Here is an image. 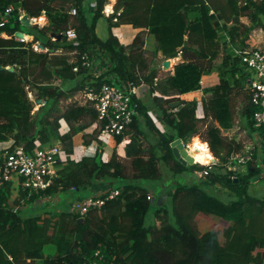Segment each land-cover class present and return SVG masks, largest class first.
<instances>
[{
	"label": "trees",
	"instance_id": "trees-1",
	"mask_svg": "<svg viewBox=\"0 0 264 264\" xmlns=\"http://www.w3.org/2000/svg\"><path fill=\"white\" fill-rule=\"evenodd\" d=\"M92 2L90 11L87 0H0V150L4 154L22 147L32 155L53 147L55 141L63 147L57 173L46 191L29 197L16 174L0 190V264L263 263L258 250L264 249V203L247 192L248 183L259 170H249L241 177L227 168L231 155L245 150L225 134L234 128L233 95L237 90L246 91L247 77L240 59L230 53L229 44L220 35L227 32L232 46L243 49L253 28L264 18V0H117L110 18L105 16L109 0ZM10 6L13 11L7 15ZM73 8L77 10L75 16L69 14ZM20 10L31 18L45 13L48 26H24ZM5 16L7 23L2 22ZM243 16L250 17V27L241 23ZM101 19L109 22L106 40L97 34ZM120 25L141 31L130 46L123 45L113 33V28ZM70 28L77 33L75 41L67 39ZM19 33L33 40L18 41ZM144 33L154 36L158 52L167 60L182 55L184 63L175 66L173 74L165 79L157 80L156 70L150 75L142 73L150 68L145 60ZM2 34L11 38L4 39ZM35 45L42 51H35ZM59 50L63 54L56 55ZM85 53L93 61L92 69L81 67ZM68 54L76 59L72 61ZM221 56L217 69L220 80L203 90L207 97L203 99L204 117L199 119L197 102L177 96L202 90V76L214 71L215 61ZM98 60L108 70L95 76L92 71ZM8 66L15 71L6 70ZM76 67L78 72H74ZM105 84L121 88L147 84L153 93L160 92L156 101H164L159 103V120L165 132L156 127L146 105L134 96V122L124 134L112 137L113 152L105 159L108 143L99 138V128L86 133L97 122V112L87 104L62 106L86 88L97 92ZM29 93L42 102L37 111ZM246 100L242 116L248 133H258L264 141V126L255 128L248 94ZM143 122L157 133L160 146L153 144ZM64 125L68 132L62 134ZM201 125L206 129L203 141L218 160L207 179L231 190L235 199L224 202L200 185L178 182L170 188L162 183L157 200L145 183L160 182V162L174 175L205 168L184 166L173 152L177 141L184 146L202 136ZM78 134H82L86 146L97 142L93 157L74 159L73 138ZM129 136L124 157H120L118 147ZM254 164L252 161L247 166L252 168ZM102 182L107 188L93 197H104L113 190H119L120 195L86 217L75 214L73 207L71 211L31 217H24L18 208L26 203L38 202L39 206L40 201L71 190L92 194ZM201 213L231 225L223 234L225 243L214 231L198 225ZM50 248L54 251L46 252Z\"/></svg>",
	"mask_w": 264,
	"mask_h": 264
},
{
	"label": "built area",
	"instance_id": "built-area-1",
	"mask_svg": "<svg viewBox=\"0 0 264 264\" xmlns=\"http://www.w3.org/2000/svg\"><path fill=\"white\" fill-rule=\"evenodd\" d=\"M12 11L13 8L9 7L6 14L9 15ZM69 14L75 16L77 10L73 8ZM112 14L114 11L105 9L107 18H110ZM2 22L7 23L8 18L5 16ZM66 36L69 41L77 39V33L72 28L66 31ZM16 39L22 42L26 41L25 38L16 37ZM230 48V53L241 61L240 66L243 74L247 77L245 89L254 109V124L256 128H260L264 126V49L239 50L233 48L231 44ZM35 50L38 51V48L35 47ZM81 67L93 68V61L87 53L81 56ZM78 70L79 67L74 68V72H78ZM82 93L80 104L91 105L98 114L100 139L109 143L108 141L112 137L120 136L130 129L136 116L135 109L137 106L133 103V97L137 93L135 86L121 88L105 84L97 92L93 88H86ZM184 149L194 159L191 146L184 145ZM254 150L255 148H250L246 153H233L228 160V170L237 171L238 167H246L254 161ZM60 155L61 149L58 146L46 150H36L32 155L27 154L22 147L18 151L4 154L0 150V190L7 187L16 174L22 179L21 188L28 193L29 197L43 193L50 187L51 179L57 173ZM217 163L218 160L214 157L210 163L200 164L206 170L198 173L199 178L207 177ZM197 164L196 159H194L193 165ZM119 195V190H113L104 197H89L80 200L74 204L73 212L80 217H86L91 211L102 209L109 201L116 199Z\"/></svg>",
	"mask_w": 264,
	"mask_h": 264
},
{
	"label": "crops",
	"instance_id": "crops-1",
	"mask_svg": "<svg viewBox=\"0 0 264 264\" xmlns=\"http://www.w3.org/2000/svg\"><path fill=\"white\" fill-rule=\"evenodd\" d=\"M93 0H87V4H88V9L90 10V11H92V9L94 8V3L92 2ZM116 1L117 0H113V1H111V3L109 2V4L106 6V8H107V11H114V7H115V4H116ZM113 5V6H112ZM111 6V7H110ZM10 7H12L13 8V6H10ZM110 8V9H109ZM20 14H21V20H22V18L26 15L25 14V12H22L21 10H20ZM28 16V15H27ZM29 17V23H30V25L28 26V27H33V26H38V27H40V28H43V27H45V26H48V24H49V21H48V18H47V16H46V14L45 13H43L40 17H37V18H34V17H30V16H28ZM103 20H106V19H101L99 22H98V25H97V34H98V36L102 39V40H106L107 38H108V36H109V29H108V26H109V22H108V25H101V21H103ZM115 22H116V20H115ZM241 23L243 24V25H245V26H247V27H250L251 25H252V22H251V19H250V17L249 16H243L242 18H241ZM259 25L260 26H258V27H255V28H253V30H252V32L249 34V36H248V40L246 41V46L243 48V49H239V48H237V49H239V50H244V49H256V48H260V49H264V18H262L261 19V21L259 22ZM100 30H102V31H100ZM27 33V32H26ZM113 33L119 38V40H120V42L123 44V45H125V46H130L132 43H133V41L135 40V38L137 37V35L139 34V33H141V31H139L138 29H135L134 27H132V26H130V25H120V26H116V27H114L113 28ZM23 35H24V38L26 39V41L25 42H31L32 40H33V37H31V36H28L27 34H25V33H22ZM101 35V36H100ZM143 36H147V38H146V41H145V48H144V51H145V54H146V51H150V50H148L147 49V45H148V41L149 42H153L154 41V45H153V49H156V46H155V42L157 43V41H156V39H154L153 37H152V35H149V34H145L144 33V35ZM221 36L222 37H224L225 36V38H224V41H226L228 44L230 43L231 44V41H230V38H229V35L227 34V32H222L221 33ZM105 37V38H104ZM2 38H4V39H8V38H11V36H8L7 34H2ZM145 40V39H144ZM230 44H229V46H230ZM232 45V44H231ZM35 47H37L36 45H35ZM233 48H236L235 46H232ZM38 48V47H37ZM35 49V48H34ZM35 51H37V50H35ZM38 51H42L41 49H39L38 48ZM52 53H53V51H52ZM60 54H63L62 53V50H59L57 53H56V55H60ZM68 56L70 57V59L72 60V61H74V59H76V57H75V55H73V54H68ZM156 56V55H155ZM157 56H159V57H162V58H164L163 57V55H162V53L161 52H159L158 53V55ZM101 58V57H100ZM170 61H171V68L169 69L171 72H172V74H173V72H174V67L175 66H177V65H179V64H181V63H184V60H183V58H182V55L180 54L179 56H178V58H176V59H169ZM176 60V61H175ZM165 61H167V59H163V63L162 64H164V62ZM95 62V64H94V70H93V73L95 74V76H100V75H103L105 72H107V68L106 67H104V65H103V63L101 62L100 63V61L98 60V61H94ZM9 68H13L14 69V71H15V67H12V66H8L7 68H6V70H8ZM154 70V69H153ZM156 70V69H155ZM158 71V70H157ZM59 82H57V85H59L58 84ZM145 87H148V88H146V90L144 89ZM136 88V98H138L139 100H144V98H145V96H146V92L148 91L149 92V90L152 92V94H153V91H152V89H151V87L150 86H148L147 84H142V85H140V86H138V87H135ZM209 88H212V87H209ZM144 89V90H143ZM204 89H207V88H202V92H203V94H204V98L205 97H207V95L204 93ZM81 92H83V91H81ZM81 92H79V93H77L76 95H75V97L73 98V99H70L69 101H67V102H69V103H76L77 101L79 102L78 104L79 105H81V106H84V104H80V97H81V95H82V93ZM246 92V91H245ZM80 93H81V95H80ZM246 94H247V92H246ZM79 95H80V97H79ZM154 95V97L156 96V97H159V95L157 94V92L156 93H154L153 94ZM29 97H30V99L33 101L34 99H33V97L35 98V95H34V93H29ZM246 97V96H245ZM177 98L178 99H181V100H183V101H188V102H192L193 100H191V99H186V96L185 95H183V96H177ZM203 98V99H204ZM36 99V98H35ZM165 99H167V98H165ZM246 99H247V97H246ZM38 100V99H37ZM36 100V101H37ZM193 102H197V101H193ZM35 103V111H37L38 109H39V107L41 106H39V105H37L36 104V102H34ZM64 103H66V102H62V104L63 105H66V104H64ZM68 103V104H69ZM233 105V104H232ZM154 112V113H153ZM151 111V112H149V114L152 116V118H153V122H154V124L156 125V127H158V129L162 132V133H164L165 132V127L163 126V124L160 122V120H159V113H157V111ZM197 115H198V117H199V119H202L203 117H204V107H203V101L200 103V102H197ZM243 119V118H242ZM238 123L240 122L241 123V125H240V127L243 129V130H245L246 131V133H247V135L253 140V144L255 145L256 144V146H255V148L257 147V150L255 151V158H254V167H252V168H249L248 166H246V167H243V168H238L237 169V171H234V172H236V173H238L241 177H244V174H245V176H246V172H248L249 170L251 171V172H255L256 171V169H258L259 170V173H257L253 178H255V177H257V176H259L260 174H262V173H264V141H262V139L261 138H259V137H254V134L253 135H250L249 133H248V129H247V127H246V122L245 121H243V120H240L239 119V117H238ZM99 123L98 122H95L90 128H88L87 130H86V133H89V134H92L93 133V131H94V129L95 128H99ZM143 127V126H142ZM144 129V128H143ZM234 129V128H233ZM240 128H235L234 130H239ZM233 130H231V131H229L228 133H226L225 135L227 136V138H228V135H229V133L230 132H232ZM66 132H68V128H67V126L66 125H64L63 126V128L61 129V133L62 134H64V133H66ZM76 137H82V139H83V136H82V134H78L77 136H75L74 138H73V147H74V159L76 160V161H79V160H81L83 157H93L95 154H96V151H97V148H98V144H97V142H93L90 146H86L85 144H84V141L82 142V145H81V143H76L75 142V138ZM127 138V137H126ZM125 138V139H126ZM196 139H199L198 137H195L194 138V140H193V143L195 142V140ZM229 140V139H228ZM237 140H239V139H237ZM231 141H234V142H237V143H240L241 144V142H238V141H236V139H232ZM128 142H129V138H127L126 140H124L123 141V143L118 147V154H119V156L120 157H124V151H125V147H126V145L128 144ZM260 143V144H262V147L261 146H257V143ZM113 143L114 142H112V138L109 140V144L107 145V147H106V152L107 153H105V159H109L110 157H111V155H112V152H113ZM53 146H55V144L53 145ZM147 147V146H146ZM149 147V146H148ZM2 148V145H0V149ZM261 148V149H260ZM257 167V168H256ZM248 175V174H247ZM252 178V179H253ZM248 185H249V187H248V189H247V192H248V194H249V192L250 191H253V190H255V191H257L260 195V199L259 198H255L256 200H258V201H261V202H263L264 203V192L262 191V188H263V186H264V179H262V180H260L259 182H255V183H252L251 181L248 183ZM214 186H216L218 189H219V196L221 197V196H223V195H226V194H228V193H232L233 194V192L231 191V190H229L228 188H223V187H221L219 184H217V185H214ZM107 188V186H105L104 185V182H102L101 184H99V185H97V186H95L94 188H93V193L92 194H89V193H78V192H76L75 190H71V191H68V192H65V193H62V194H60L59 196H56L54 199H51V198H49V199H47V200H45V201H40V205L39 206H44V204L46 203V202H48L50 205L53 203V201H54V203H53V205H60V204H64L65 206H66V209H69L70 211L72 210V207H73V205L76 203V202H78V201H80V200H83V199H85V198H89V197H93V196H96V195H99L100 193H102V191L104 190V189H106ZM249 190V191H248ZM105 191V190H104ZM103 191V192H104ZM65 195V196H62V195ZM67 195H70V198L69 197H67ZM151 195H153V192H151ZM249 196L250 197H252V198H254V196H252V195H250L249 194ZM218 199H220V200H222V201H224V202H230V201H232V200H234L235 199V197H233V198H229V199H225V197L224 198H219V197H217ZM153 199V198H152ZM11 201V200H10ZM38 203V202H37ZM36 203V204H37ZM35 204V203H34ZM248 207H250V206H248ZM18 208H21L20 206L18 207ZM66 209H64L63 211H65ZM251 211H252V209H251ZM62 212V211H61ZM198 219H208L210 222H214L216 225H222V226H224V227H222V228H217L218 226H216L215 228H211V230L212 231H214L216 234H218L219 235V239H220V241L221 242H226V240H225V237H224V232L231 226L229 223H227V222H225V221H223V220H221V219H218V218H216V217H213V216H208V215H204V214H199V216H198ZM263 219H264V215H263ZM258 254L259 255H261V260L263 261V263H259V264H264V249H262V250H258ZM254 264V263H253Z\"/></svg>",
	"mask_w": 264,
	"mask_h": 264
},
{
	"label": "rangeland",
	"instance_id": "rangeland-1",
	"mask_svg": "<svg viewBox=\"0 0 264 264\" xmlns=\"http://www.w3.org/2000/svg\"><path fill=\"white\" fill-rule=\"evenodd\" d=\"M109 2L111 3V0H109ZM103 24L105 26L108 25V21L107 20L101 21V25H103ZM100 31H102V30H100ZM143 37H144V39L146 41L147 36H143ZM224 38H225V36L224 37L221 36V39L223 41H224ZM147 43H148L147 49L150 50V51H146L145 60L149 64L150 68L149 69H144L142 73L144 75H150V73H152L153 69L154 70L156 69V71L158 70L157 71V73H158L157 74V80H162V79H165L166 77L172 75V72L170 70L167 71V70H165L163 68V64L162 63H163V59L165 57L163 56L164 58H162V57L157 56L158 53H159L158 52V42L157 43L155 42L156 49H153L154 41L153 42L152 41L151 42L148 41ZM229 48H230V46H229ZM229 51H231V48H230ZM221 63H222V56L219 57L215 61V64H214L215 69H214V71L209 73V74H205V75L202 76V78H201L202 88L203 87L204 88L214 87L219 82L220 77H219V73H218L217 69L221 65ZM146 88H148V87H145L144 89L146 90ZM81 93H80V95H81ZM145 94H146V96H145L144 100H142V102L146 105V107L148 108L149 112L157 111V113L160 114L159 103H162L164 101L163 100H161L159 102L156 101V96L154 97V95H153L154 93L152 94V92L150 90H149V92L147 91ZM157 94L160 97V95H161L160 92H157ZM80 95H79V97H80ZM185 96H186V99H188V100L191 99L193 101H197V102H200V103L203 101V98H204V94H203V92L201 90L185 94ZM245 96L247 97V94H246V92L244 90H237L236 93L233 95L232 108H233V112H234V115H235L234 129L235 128H240V129L239 130L232 129L233 131L229 133L228 139L229 140L236 139V141L241 142V144L243 145V147L245 149L244 152L246 153L248 150H250V148H254L256 146V144L255 145L253 144V140L247 135L246 131L243 130L240 127L241 123L240 122L238 123V121H237L238 117H239L240 120H243L242 119L243 118L242 113L244 112V109H245V106H246V103H247V100H246ZM33 99H34L33 101L35 102L36 100H35L34 97H33ZM80 99H81V97H80ZM68 103L69 102H66L64 104H66V106H67ZM76 103L78 104L79 102L77 101ZM62 106H64V105L62 104ZM163 106L166 107V108L168 107L167 104H164ZM143 125H144V130L148 134V136L151 139V141L153 142V144H157L158 146H160V140H159V137H158L157 133L152 131L151 128L147 127V125H145L144 122H143ZM205 130H206L205 126L203 127V125H201L200 126V133H201L202 136L198 137L201 141H203V136H204ZM254 137L255 138L259 137L260 138L258 133H254ZM127 138H130V136L127 137ZM194 138L191 140V142L189 144H186V145H190L191 146V144L193 143ZM237 139H239V140H237ZM75 142L76 143H81V145H82V142H83L82 137H76L75 138ZM54 144H55V146H58L61 149V152H62L63 147H62L61 142L55 141ZM146 146L148 147L149 143L146 142ZM257 146H261L262 147V144H260L258 142ZM105 153H107V152H105ZM197 165H200V164H197ZM238 168H243V167H238ZM159 169H160V173L162 175L160 182L159 181H148V182L145 183V187L149 191L153 192V194L155 195L157 200L159 199V196H160L161 191H162V187H163L162 183H164L166 185H169V188H170V185H175V183H178V182H183L185 184H190V185H198V186L200 185V187H202L208 194H210L212 196H215V197H219V198H224L225 197V199H229V198L235 197V195L232 194V193H228V194L223 195V196L220 197L219 193H218L219 189L216 186H214L213 184H211L210 180H208L207 177H203V178L200 179L199 176H198V173H200V172L199 171H195L194 168L189 170L187 173L174 175V174H172V172H170L169 166H167L164 162H160L159 163ZM204 170H206V168H204L201 171H204ZM129 172L130 173L133 172L130 169V167H129ZM247 174H248V172H246V175ZM244 176H245V174H244ZM248 187H249V185H248ZM249 194L254 196V198L257 197V198L260 199V196H259L260 194L257 191H255V190L250 191ZM62 196H65V195L63 194ZM67 197L70 198V195H67ZM13 201H14V199H13ZM53 203H54V201H53ZM53 203L51 205H49V207L48 206H38L36 203L35 204L34 203H32V204L26 203L25 205H23L21 207V214L24 217L43 216L47 212H61L64 209H66V206L64 204H60L59 206L58 205L55 206V205H53ZM157 203L158 202H155L156 206H157ZM149 220H150V218H149ZM198 225H200L201 227H205V229H207V230H211V228H215L216 226H218L217 228L224 227L222 225H216L214 222H210L208 219H198ZM49 250H53L54 251L53 248H50V249L46 250V252H48Z\"/></svg>",
	"mask_w": 264,
	"mask_h": 264
},
{
	"label": "water",
	"instance_id": "water-1",
	"mask_svg": "<svg viewBox=\"0 0 264 264\" xmlns=\"http://www.w3.org/2000/svg\"><path fill=\"white\" fill-rule=\"evenodd\" d=\"M22 23L24 26L28 27L30 25L29 23V17L27 15H25L22 18ZM18 38H24V35L22 33H19L17 35ZM163 68L165 70H169L171 68V61L167 60L164 62L163 64ZM0 70H2V68H0ZM9 71H14L13 68H9ZM37 105H41V100H37L35 101ZM173 152L174 155L176 157V159L181 162L184 166H192L194 164V159L193 157L189 154V152L184 149L182 143L180 141H177L176 143L173 144ZM264 179V173L260 174L259 176L253 178L251 180L252 183L255 182H259L260 180ZM235 182H238V180L236 179ZM262 191L264 192V186L262 188Z\"/></svg>",
	"mask_w": 264,
	"mask_h": 264
},
{
	"label": "bare ground",
	"instance_id": "bare-ground-1",
	"mask_svg": "<svg viewBox=\"0 0 264 264\" xmlns=\"http://www.w3.org/2000/svg\"><path fill=\"white\" fill-rule=\"evenodd\" d=\"M191 149L194 159H196V162L198 164L205 165L210 163L214 159L209 149V145L206 142L201 141L200 139H196L195 142L191 144Z\"/></svg>",
	"mask_w": 264,
	"mask_h": 264
},
{
	"label": "clouds",
	"instance_id": "clouds-1",
	"mask_svg": "<svg viewBox=\"0 0 264 264\" xmlns=\"http://www.w3.org/2000/svg\"><path fill=\"white\" fill-rule=\"evenodd\" d=\"M106 9V8H105ZM113 15V14H112Z\"/></svg>",
	"mask_w": 264,
	"mask_h": 264
}]
</instances>
